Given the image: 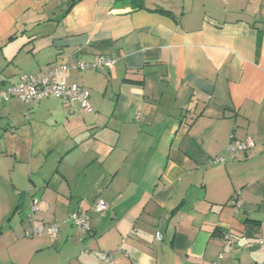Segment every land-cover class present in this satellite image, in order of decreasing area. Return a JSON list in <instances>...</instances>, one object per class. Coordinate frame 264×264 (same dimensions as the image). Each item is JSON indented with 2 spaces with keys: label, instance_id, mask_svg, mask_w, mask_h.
<instances>
[{
  "label": "crops",
  "instance_id": "0c3cea01",
  "mask_svg": "<svg viewBox=\"0 0 264 264\" xmlns=\"http://www.w3.org/2000/svg\"><path fill=\"white\" fill-rule=\"evenodd\" d=\"M60 64L91 110L0 105V264H264V0H0V89Z\"/></svg>",
  "mask_w": 264,
  "mask_h": 264
},
{
  "label": "built area",
  "instance_id": "2783aa9c",
  "mask_svg": "<svg viewBox=\"0 0 264 264\" xmlns=\"http://www.w3.org/2000/svg\"><path fill=\"white\" fill-rule=\"evenodd\" d=\"M114 64V61L105 56H99L94 61H80L77 67L81 70L102 71ZM69 66L66 64L53 65L49 67L46 74L36 77L25 73L21 75L16 84L0 89V105L3 101L11 98H18L21 101L32 105L48 97H55L65 103L77 102L82 111L91 110L89 102V92L87 89L75 82H67L65 78H60V74L67 72ZM256 146L253 139L233 140L224 154L212 158V164H224L228 157L237 158L239 154L246 153ZM232 204L235 209H239L242 204L241 192H236L232 197ZM38 209V199L32 197L30 221L33 223L34 214ZM107 209V203L103 199H97L93 205L94 212L102 214ZM67 221L71 222L81 234H86L91 230L90 215L85 211H76L67 216ZM60 232L58 223L35 225L34 223L25 229V236L33 237L47 233L52 239H56ZM158 239L162 238L161 232L156 233ZM223 242L226 246L232 247L234 239L229 232L223 233ZM97 264H116L112 253L107 252L102 255Z\"/></svg>",
  "mask_w": 264,
  "mask_h": 264
},
{
  "label": "rangeland",
  "instance_id": "374dc122",
  "mask_svg": "<svg viewBox=\"0 0 264 264\" xmlns=\"http://www.w3.org/2000/svg\"><path fill=\"white\" fill-rule=\"evenodd\" d=\"M12 216H9V218H11ZM8 229V228H7ZM20 232H21V236L22 237H27V238H30V237H28V236H25V233H24V230L22 229L21 231H17V233H19L20 234ZM44 234H42V237H45V236H43ZM35 237H41V236H35ZM39 255V254H38Z\"/></svg>",
  "mask_w": 264,
  "mask_h": 264
},
{
  "label": "trees",
  "instance_id": "16d2710c",
  "mask_svg": "<svg viewBox=\"0 0 264 264\" xmlns=\"http://www.w3.org/2000/svg\"><path fill=\"white\" fill-rule=\"evenodd\" d=\"M73 4V3H72ZM163 12H166V10H162Z\"/></svg>",
  "mask_w": 264,
  "mask_h": 264
}]
</instances>
